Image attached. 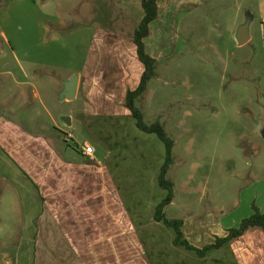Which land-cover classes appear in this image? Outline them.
I'll return each instance as SVG.
<instances>
[{
	"label": "crops",
	"instance_id": "1",
	"mask_svg": "<svg viewBox=\"0 0 264 264\" xmlns=\"http://www.w3.org/2000/svg\"><path fill=\"white\" fill-rule=\"evenodd\" d=\"M110 2L122 10L121 28L94 26L91 41L86 43L83 37L71 45L69 39L61 38L60 27L66 29V23L48 10L52 9L49 0L41 6L38 0H0V21L14 30L13 41L4 33L0 46V191L8 193L18 215L16 228H9L7 234L0 231V264H264V230L260 227L250 228L204 256L176 245L170 232L168 238L160 229L142 234L105 160L97 152L87 156L79 147L76 154L59 142L60 136L51 135L53 129L63 131L58 117L64 118L65 127H73L85 112L78 117L61 110V103L53 102L55 97L68 104L82 92L89 114H131L126 95L140 84L144 65L133 38L136 29L127 31L132 19L140 24L145 11L142 0ZM204 3L158 0V17L145 39L146 50L156 61L170 57L163 54L166 40L171 36L180 44L182 24ZM22 9L40 11V36L30 44L15 33L17 25L29 23L30 14L22 17ZM258 10L264 26V0H259ZM252 12L249 8L247 15ZM251 21L236 20L235 25L248 23L250 28ZM249 34L243 46L252 42L250 30ZM50 42L61 43V50L51 47L50 55L38 53L36 47ZM74 75H79V86L71 100L63 93ZM38 76L59 86L47 82L38 86ZM26 107L30 110L24 111ZM263 125L258 123L253 133L260 136ZM67 134V139L74 138L71 132ZM5 198L0 196V204ZM254 205L264 213V175L260 173L253 175V182L232 208L222 200L210 214L181 219L185 238L199 249L214 244L254 214ZM153 223L166 226L155 217Z\"/></svg>",
	"mask_w": 264,
	"mask_h": 264
},
{
	"label": "rangeland",
	"instance_id": "2",
	"mask_svg": "<svg viewBox=\"0 0 264 264\" xmlns=\"http://www.w3.org/2000/svg\"><path fill=\"white\" fill-rule=\"evenodd\" d=\"M49 1L52 9L48 10L66 23V29L60 27L61 38L69 39L71 45L83 37L86 43L91 41L94 26L121 28L120 22H124L122 10L111 0ZM45 2L38 0L40 6ZM204 2L182 24L180 44L171 36L166 40L163 54L170 57L156 62V75L136 100L145 122L153 124L160 120L167 136L174 141L173 163L166 176L174 185L173 203L164 208L168 219L210 214L222 200L232 208L244 188L253 182V175H264V138L253 133L258 123H264V26L259 0ZM249 8L253 10L250 17ZM28 14L29 23L17 25L15 33L30 44L40 36V11L21 10L22 17ZM248 18L252 20L249 30L253 40L239 46L236 34L240 26L235 21L245 22ZM138 26L132 19L127 32ZM53 32L48 33L49 39ZM65 32H69L68 36ZM4 33L13 41L14 30L0 21V46L4 44ZM51 47L59 51L61 43L50 42L36 49L38 53L44 52L42 55H50ZM45 71L51 72L47 68ZM42 77H37L38 86L47 85L46 82L59 86ZM53 102L61 103V110L78 117L85 112L73 127H65L64 118L58 117L63 131L53 129L51 135L60 136L59 142L76 154L82 145L94 146L111 170L142 234L160 229L167 232L165 237L169 232L174 237L173 228L153 223L157 207L169 193L159 184L166 161L165 142L157 134L139 129L131 114H89L82 92L71 103L59 102L56 97ZM67 132L74 138L67 139ZM0 196L6 197L0 204V231L7 234L9 228L18 225V215L8 193L0 191Z\"/></svg>",
	"mask_w": 264,
	"mask_h": 264
},
{
	"label": "trees",
	"instance_id": "3",
	"mask_svg": "<svg viewBox=\"0 0 264 264\" xmlns=\"http://www.w3.org/2000/svg\"><path fill=\"white\" fill-rule=\"evenodd\" d=\"M142 5L145 11V15L139 26L135 30L133 38L137 46L139 59L144 65V71L138 87L128 90L125 104L126 107L130 110L131 115L136 119V124L139 129L147 133L157 134L166 144V161L162 166L159 175V184L161 187L167 189L169 193L168 196L157 207L155 219L157 221L163 222L166 226L171 227L175 230L174 243L176 245L183 246L188 250H195L196 252H198V254L204 256L209 250L219 248L226 242L242 236L250 228L260 227L264 230V213H262L260 209L254 205V214L243 219L239 227L230 229L229 235L227 237L218 238L216 243L207 245L203 249L194 247L185 238L183 231V220L168 219L165 217L164 208L167 205L171 204L174 199V185L166 178L170 165L173 163L174 141L167 136L160 120L156 121L153 124H147L144 120L142 111L136 106L137 98L147 90L149 81L156 75L155 65L157 62L156 59L147 52L145 39L150 33L151 23L158 17V0H142Z\"/></svg>",
	"mask_w": 264,
	"mask_h": 264
},
{
	"label": "water",
	"instance_id": "4",
	"mask_svg": "<svg viewBox=\"0 0 264 264\" xmlns=\"http://www.w3.org/2000/svg\"><path fill=\"white\" fill-rule=\"evenodd\" d=\"M250 39L248 23H245L239 27L237 40L240 45H244ZM79 86V75H74L65 86L63 96L67 99H75ZM262 136L264 138V127L262 129Z\"/></svg>",
	"mask_w": 264,
	"mask_h": 264
},
{
	"label": "built area",
	"instance_id": "5",
	"mask_svg": "<svg viewBox=\"0 0 264 264\" xmlns=\"http://www.w3.org/2000/svg\"><path fill=\"white\" fill-rule=\"evenodd\" d=\"M79 149L87 156H94L96 154V149L92 145H82Z\"/></svg>",
	"mask_w": 264,
	"mask_h": 264
}]
</instances>
